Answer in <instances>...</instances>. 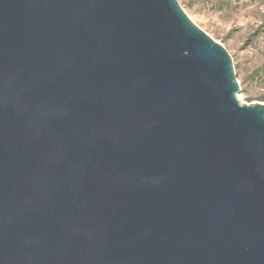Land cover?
I'll use <instances>...</instances> for the list:
<instances>
[{"label": "water", "instance_id": "1", "mask_svg": "<svg viewBox=\"0 0 264 264\" xmlns=\"http://www.w3.org/2000/svg\"><path fill=\"white\" fill-rule=\"evenodd\" d=\"M179 0H0V264H264V102Z\"/></svg>", "mask_w": 264, "mask_h": 264}, {"label": "rangeland", "instance_id": "2", "mask_svg": "<svg viewBox=\"0 0 264 264\" xmlns=\"http://www.w3.org/2000/svg\"><path fill=\"white\" fill-rule=\"evenodd\" d=\"M191 19L231 53L247 104L264 102V0H179Z\"/></svg>", "mask_w": 264, "mask_h": 264}]
</instances>
